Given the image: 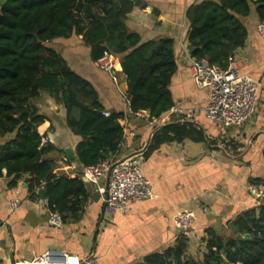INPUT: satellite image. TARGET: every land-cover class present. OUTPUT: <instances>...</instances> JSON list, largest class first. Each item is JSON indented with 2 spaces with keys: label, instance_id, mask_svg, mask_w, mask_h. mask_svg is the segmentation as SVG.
I'll return each mask as SVG.
<instances>
[{
  "label": "crops",
  "instance_id": "0c3cea01",
  "mask_svg": "<svg viewBox=\"0 0 264 264\" xmlns=\"http://www.w3.org/2000/svg\"><path fill=\"white\" fill-rule=\"evenodd\" d=\"M128 16L127 25L140 34L142 41L174 38L178 69L172 77L171 91L175 106L161 119L166 124H152L130 110L126 76L120 58L113 57L114 68L103 70L93 61L90 47L82 35L56 38L51 42L79 74L93 83L108 111L122 112L124 138L114 158L134 153L143 154L142 168L148 177L154 196L131 206L125 213L109 215L95 189L76 220L62 225L50 223L52 212L46 197L29 191L30 176L24 175L12 185L14 177L3 170L0 176V264H25L49 250H56L83 260L90 254L100 264H145L148 256L174 246L181 236L189 238L188 252L203 253L209 229L223 235L228 223L241 212L257 205L249 190L253 179H259L264 189V40L257 31L259 19L254 11L244 19L248 29L245 45L238 49L231 63L241 74L260 82L259 102L255 114L240 126H224L210 121L205 113L208 90L196 86L189 66L186 12L191 4L204 0H139ZM48 121L41 126L46 141L56 148L47 158L57 163L59 176L76 177L82 171L76 147L81 136L67 125L66 110L47 93L35 100ZM170 123L193 126L202 137L174 138L153 147L154 137ZM4 139L0 138V142ZM68 152H72L71 158ZM28 179V182H26ZM103 182H106L103 179ZM20 205L11 210L10 201ZM260 200H264V197ZM191 209L195 213L192 228L183 231L175 227L178 211Z\"/></svg>",
  "mask_w": 264,
  "mask_h": 264
},
{
  "label": "trees",
  "instance_id": "16d2710c",
  "mask_svg": "<svg viewBox=\"0 0 264 264\" xmlns=\"http://www.w3.org/2000/svg\"><path fill=\"white\" fill-rule=\"evenodd\" d=\"M144 8L139 0H0V176L12 185L30 176L29 191L44 187L51 211L63 222L76 220L89 198L81 176H59L47 158L55 146L41 126L48 121L35 100L49 94L66 110L68 127L81 140L76 147L82 166L114 158L124 138V113L108 111L91 81L74 70L51 45L56 38L82 35L91 58L105 52L120 58L133 114L148 111L160 118L175 106L171 81L178 69L174 38L143 42L127 25L129 14ZM264 20V0H204L186 12L190 55L227 69L247 40L246 17ZM201 138L193 126L170 123L154 137V146L174 138ZM253 184H262L253 179ZM202 258L188 252L189 238L148 256L145 264H264V200L241 212L223 235L209 229Z\"/></svg>",
  "mask_w": 264,
  "mask_h": 264
},
{
  "label": "built area",
  "instance_id": "2783aa9c",
  "mask_svg": "<svg viewBox=\"0 0 264 264\" xmlns=\"http://www.w3.org/2000/svg\"><path fill=\"white\" fill-rule=\"evenodd\" d=\"M257 31L264 40V20L258 22ZM111 55L105 52L99 59L98 65L101 69L111 71L114 68ZM188 61L196 86L208 90L205 113L210 121L219 122L224 126H240L251 119L259 102L262 85L260 82L241 74L235 63H230L224 70L210 64L206 58L196 59L189 56ZM104 113L110 114L109 111ZM135 115L147 119L152 124H160V118H151L148 111H138ZM164 120H160L162 124H166ZM143 159L142 153H134L124 158H111L97 165L83 166L79 176L95 184L107 214L125 213L134 204L154 196L151 183L142 168ZM103 179L106 182H103ZM249 190L257 202L264 197V189L257 184H251ZM19 205L18 199L10 201L11 210H15ZM194 220V211L183 209L175 215L174 224L179 230L186 231L192 228ZM49 221L56 226L63 224L62 216L54 211L50 212ZM25 264H100V262L95 254H90L83 260H74L66 253L49 250Z\"/></svg>",
  "mask_w": 264,
  "mask_h": 264
},
{
  "label": "water",
  "instance_id": "95a60500",
  "mask_svg": "<svg viewBox=\"0 0 264 264\" xmlns=\"http://www.w3.org/2000/svg\"><path fill=\"white\" fill-rule=\"evenodd\" d=\"M188 48L189 49H192V46L189 44V46H188ZM68 154H69V156L71 157V158H73L74 157V154L72 153V152H68ZM86 180V182H88L89 180L86 178L85 179ZM26 182H28V179H26ZM95 189H96V187H95ZM88 190L89 191H91V189H90V187L88 186ZM97 191V190H96ZM98 192V191H97ZM98 194H99V192H98ZM39 195L42 197V198H44L45 197V189H40L39 190ZM100 195V194H99Z\"/></svg>",
  "mask_w": 264,
  "mask_h": 264
},
{
  "label": "rangeland",
  "instance_id": "374dc122",
  "mask_svg": "<svg viewBox=\"0 0 264 264\" xmlns=\"http://www.w3.org/2000/svg\"><path fill=\"white\" fill-rule=\"evenodd\" d=\"M204 252V251H202ZM203 253L201 254V251H199L198 249H196L194 256H196L197 258H202Z\"/></svg>",
  "mask_w": 264,
  "mask_h": 264
}]
</instances>
